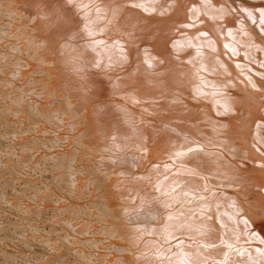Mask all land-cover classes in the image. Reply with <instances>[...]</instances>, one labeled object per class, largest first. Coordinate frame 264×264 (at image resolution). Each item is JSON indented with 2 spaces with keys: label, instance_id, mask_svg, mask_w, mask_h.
Returning <instances> with one entry per match:
<instances>
[{
  "label": "bare ground",
  "instance_id": "1",
  "mask_svg": "<svg viewBox=\"0 0 264 264\" xmlns=\"http://www.w3.org/2000/svg\"><path fill=\"white\" fill-rule=\"evenodd\" d=\"M0 118L72 264H264V0H0Z\"/></svg>",
  "mask_w": 264,
  "mask_h": 264
},
{
  "label": "rangeland",
  "instance_id": "2",
  "mask_svg": "<svg viewBox=\"0 0 264 264\" xmlns=\"http://www.w3.org/2000/svg\"><path fill=\"white\" fill-rule=\"evenodd\" d=\"M2 120V121H1ZM5 121H4V119L3 118H0V123L2 124V123H4ZM0 124V160H4V158L3 159H1L3 156H2V152L3 151H7L8 153H9V156H7L8 158H10V157H13L14 155H13V153L14 152H19V148L17 149L16 147L14 148V146H12V141H10V140H12V138H11V136H9V135H5L4 133H5V131H4V129L2 128V125ZM3 129V130H2ZM10 131V130H9ZM9 131H6V134L9 132ZM3 133V134H2ZM14 133V130L13 129H11V131H10V133H8V134H11L12 136L14 135L13 134ZM6 137V136H8L9 138H4V136ZM10 139V140H9ZM3 150V151H2ZM9 150V151H8ZM12 150V151H11ZM40 165H39V169H36V172H38V173H41L42 174V176H44V179L45 180H49V176L47 175V174H45V170H44V163H39ZM40 170V171H39ZM0 173H1V171H0ZM28 173H30V172H27V174ZM2 174V173H1ZM4 175H5V178L6 179H8L9 181H10V184H12V182H11V180H14V178L13 177H8L7 175H6V173H3ZM8 177V178H7ZM0 178H1V175H0ZM0 182H2L3 183V180H0ZM22 185H24L23 184V181H22ZM12 186H13V184H12ZM13 188H15L14 189V191H12L10 188L8 189V191H6L7 192V194H9L8 196L10 197V198H12V197H17V195L19 194V190H20V187L18 186V185H14L13 186ZM16 194V195H15ZM5 196V195H4ZM3 196V197H4ZM3 197H1L0 196V200L1 199H3ZM49 202V201H48ZM16 203H18V204H20V206L23 208L22 210H20L19 212L16 210V209H14V211H17V212H13V213H15V214H11V216L9 215L10 213H8V207H6L5 208V206L0 202V232L2 233H0V264H27L28 263V261H29V264H41V262H39V261H44V263L45 264H72V260L74 261V258L72 257V256H70V258L68 257V256H65V254H64V252H62V253H59V254H57L58 252H55V250L53 251V246L52 247H50V246H45V245H40V244H38V243H35L34 241H31L30 239H28V237H27V235L30 233V228H36V227H43V228H45V229H48L49 227L47 226V225H45L43 222H39L38 223V220H35V221H32V220H30L31 218H32V215H31V213L29 212L30 210H29V208L27 209V205L29 206L30 205V203L28 202V201H26L24 198L21 200V201H18V202H16ZM15 203V204H16ZM24 204V205H23ZM24 206H25V208H24ZM47 206H49V204H47ZM16 207V206H15ZM6 209V211H7V215H5V210H4V212L2 211L3 209ZM2 209V210H1ZM19 210V209H18ZM24 210V211H23ZM26 210H28V211H26ZM48 210V211H47ZM26 211V212H25ZM42 211H44V214H43V216H42V218H43V220L44 219H46V218H50V217H52L51 215H52V210L51 209H48L47 207H45V208H43L42 209ZM29 212V213H28ZM47 212V213H46ZM19 213H21V214H19ZM25 214V216H23ZM46 215V216H45ZM15 216V217H14ZM22 217V218H21ZM11 219V220H10ZM12 219H15V220H12ZM23 219V220H22ZM9 221V222H8ZM28 221H30V222H28ZM32 221V222H31ZM36 221H37V224H36ZM21 222V223H20ZM45 222V221H44ZM11 223H13L12 225H11ZM28 223V224H27ZM30 223V224H29ZM34 223V224H33ZM33 224V225H32ZM40 224H41V226H40ZM14 225V226H13ZM18 225H20V226H18ZM22 225H24L23 227H21ZM29 225H31V226H29ZM36 225V226H35ZM42 225H44V226H42ZM15 226H17V227H15ZM6 228V229H5ZM13 228V229H12ZM16 228V229H15ZM10 230V231H9ZM18 230H20V231H18ZM13 231V232H12ZM15 231V232H14ZM23 231V232H22ZM26 232V234H24ZM24 235H22V234ZM15 234H16V236H15ZM1 236H3V237H1ZM7 236V237H6ZM21 236V237H20ZM24 237V238H23ZM4 238V239H3ZM7 238V239H6ZM14 239V240H13ZM2 240L3 241H5L6 243H7V245L9 246H7L6 244H4L5 242H2ZM13 240V241H12ZM20 241H22L21 243H18V242ZM2 242V243H1ZM12 244H14V245H12ZM15 244H16V246H15ZM34 244V245H33ZM4 245V246H3ZM23 245V246H22ZM12 246V247H11ZM5 247V248H4ZM12 248H14V249H16L17 251L19 250L20 252H21V254H18V253H20L19 251L17 252L16 250H10V249H12ZM18 248V249H17ZM46 248H48V249H46ZM51 250H50V249ZM47 250V251H46ZM49 250V251H48ZM32 251V252H31ZM17 252V253H16ZM23 252V253H22ZM30 252V253H29ZM49 252V253H48ZM1 253H3V255L4 256H2L1 255ZM9 253V254H8ZM10 253H12L13 255H11ZM8 254V255H7ZM16 254V255H15ZM26 254V255H25ZM27 254H28V256H27ZM30 254H32V255H30ZM34 254H35V256H34ZM46 254V255H45ZM48 254V255H47ZM55 254V255H54ZM8 257H7V256ZM18 255V256H17ZM19 255H21V256H19ZM40 255H41V258H40ZM42 255H44V256H42ZM52 255H54V256H52ZM6 256V257H5ZM10 256H11V258H10ZM15 258H14V257ZM25 256H26V258H25ZM34 256V258H32ZM48 256H52V257H48ZM59 256V257H58ZM65 256V257H64ZM23 257V258H22ZM31 257V258H30ZM36 257V258H35ZM38 257V258H37ZM47 257V258H46ZM65 259H64V258ZM5 258V259H4ZM7 258H8V261H7ZM22 260H21V259ZM72 258V259H71ZM10 259H12V260H10ZM16 259V260H15ZM35 259V260H34ZM38 259V260H37ZM62 259H64V260H62ZM23 260H25V261H23ZM16 261V262H15ZM35 261V262H34ZM64 261V262H63ZM20 262V263H19ZM25 262V263H24ZM27 262V263H26ZM68 262V263H67ZM43 263V264H44Z\"/></svg>",
  "mask_w": 264,
  "mask_h": 264
},
{
  "label": "snow or ice",
  "instance_id": "3",
  "mask_svg": "<svg viewBox=\"0 0 264 264\" xmlns=\"http://www.w3.org/2000/svg\"><path fill=\"white\" fill-rule=\"evenodd\" d=\"M43 18L52 21V18L50 16H45ZM52 22L55 23V21H52Z\"/></svg>",
  "mask_w": 264,
  "mask_h": 264
}]
</instances>
